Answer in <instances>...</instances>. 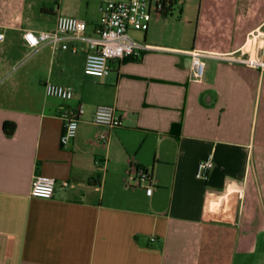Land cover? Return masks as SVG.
<instances>
[{
	"label": "crops",
	"instance_id": "1",
	"mask_svg": "<svg viewBox=\"0 0 264 264\" xmlns=\"http://www.w3.org/2000/svg\"><path fill=\"white\" fill-rule=\"evenodd\" d=\"M104 1L0 0V264H264V67L240 61L264 60V0H200L178 18L174 5L130 28L149 47L101 77L85 73L87 42L31 53L25 30L66 14L95 34ZM192 50L217 56L203 83ZM45 82L72 86L70 104L85 108L67 145L64 101ZM100 104L123 115L120 127L93 121ZM132 167L148 173L151 195L127 186ZM40 174L56 178L52 198L31 195Z\"/></svg>",
	"mask_w": 264,
	"mask_h": 264
},
{
	"label": "built area",
	"instance_id": "2",
	"mask_svg": "<svg viewBox=\"0 0 264 264\" xmlns=\"http://www.w3.org/2000/svg\"><path fill=\"white\" fill-rule=\"evenodd\" d=\"M175 3H183L184 0H174ZM168 0H105L101 6L102 22L95 34H87V22L75 16L66 14L58 15L56 27L51 30L36 32L27 29L23 33L24 40L31 53L46 44L60 46L63 49L70 48L72 52L79 51V41L90 44L93 49L88 50L85 61V73L87 75L101 77L111 72L110 62L130 56H137L149 46L136 42L130 32V28L144 30L154 15L163 16L167 11ZM6 34L0 30V42L4 41ZM72 39L75 43L71 46L65 41ZM192 80L203 83L206 79L207 58H215L214 54L199 50H192ZM237 60V59H234ZM251 65L264 67V60H246ZM45 93L48 96L57 97L64 101L60 107V117L63 119V132L61 143L67 145L77 136L80 116L84 113L83 104L73 106L70 101L75 96L72 86L45 82ZM93 121L106 127L108 130L116 129L122 125L123 115L119 114L114 106L100 104L96 107ZM100 140L107 141L109 134L101 131ZM214 168V155L210 153L197 165L196 176L207 180ZM127 186L146 187L147 194L153 192V184L149 182L148 173L143 169L131 168L126 179ZM57 180L55 177L45 174L35 176L31 188V195L41 198H52L55 194Z\"/></svg>",
	"mask_w": 264,
	"mask_h": 264
},
{
	"label": "rangeland",
	"instance_id": "3",
	"mask_svg": "<svg viewBox=\"0 0 264 264\" xmlns=\"http://www.w3.org/2000/svg\"><path fill=\"white\" fill-rule=\"evenodd\" d=\"M199 3L200 0H185V3L181 5V3H175V12L174 17L178 18V14L182 8L187 9L188 14L190 15H196L199 10Z\"/></svg>",
	"mask_w": 264,
	"mask_h": 264
},
{
	"label": "trees",
	"instance_id": "4",
	"mask_svg": "<svg viewBox=\"0 0 264 264\" xmlns=\"http://www.w3.org/2000/svg\"><path fill=\"white\" fill-rule=\"evenodd\" d=\"M174 5H175V1L174 0H168L167 11L164 12L165 16H167L169 13L172 12ZM15 129H16V125L14 123H12V122H8L5 125V131H6L7 134L14 133Z\"/></svg>",
	"mask_w": 264,
	"mask_h": 264
}]
</instances>
